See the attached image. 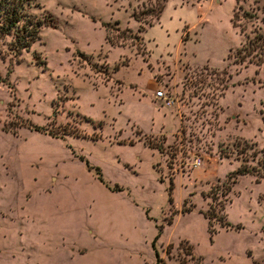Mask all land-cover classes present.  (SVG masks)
Returning a JSON list of instances; mask_svg holds the SVG:
<instances>
[{"label": "rangeland", "instance_id": "obj_1", "mask_svg": "<svg viewBox=\"0 0 264 264\" xmlns=\"http://www.w3.org/2000/svg\"><path fill=\"white\" fill-rule=\"evenodd\" d=\"M158 3L30 0L54 26L18 55L1 39L0 264H264V62L241 48L264 0L130 16Z\"/></svg>", "mask_w": 264, "mask_h": 264}, {"label": "trees", "instance_id": "obj_2", "mask_svg": "<svg viewBox=\"0 0 264 264\" xmlns=\"http://www.w3.org/2000/svg\"><path fill=\"white\" fill-rule=\"evenodd\" d=\"M165 0H159L158 4H155L154 8L145 12H135L133 9L130 11V16L138 22H143L145 24L151 25L148 23V19L158 20L159 14L163 8V2ZM30 2V0H0V42L1 39H3L4 36H8V41L6 42V47L9 51H11L14 55L20 54L22 50H27L30 46V43L34 41L38 37V27L40 24L47 23L48 25L54 26V24L51 22V16L50 14H47L48 20L45 22V19H40L35 17L33 14L28 12L26 10L27 4ZM146 21V22H145ZM105 23L103 24V26ZM138 29L142 30L143 26L141 24L138 25ZM243 53L242 56L246 55L248 56L247 61H250L249 55L252 52H255L257 55L262 57L264 62V38L259 34H254L252 39H249L246 41L245 44L242 45ZM254 53V54H255ZM244 60V59H243ZM264 71V66H263ZM4 131L10 132L11 134H15L14 130H7L4 127H2ZM29 128L34 131L43 132L44 128L42 126L37 125H29ZM144 143L149 147H155L157 146L153 143H150L149 141H144ZM79 160L83 161L86 168H93L94 172L96 174V177L98 180L102 181L100 177V173L98 171V168L96 166L90 165L87 160L83 157H79ZM251 168H247L245 166H237L233 170H231L227 176H229V179L226 181L224 185V192H227L229 190V185L233 183L237 176L245 174V173H251ZM172 187L171 178H168L167 183V198L170 202V190ZM112 189H119L118 187H115ZM189 209H181L180 211H187ZM205 217L206 219V227L209 233L212 232L211 225L209 223V216L204 211H199ZM170 220L166 222L168 224ZM221 226H229L228 221L222 222L220 224ZM237 227V226H236ZM161 228V225L157 228V231H159ZM158 232L153 236L151 240V246L153 248V242L155 238L157 237ZM190 251L192 249V245L188 243V246L185 249H188ZM154 252V264H163V260L158 257V254L155 249H153ZM200 259V258H199Z\"/></svg>", "mask_w": 264, "mask_h": 264}, {"label": "built area", "instance_id": "obj_3", "mask_svg": "<svg viewBox=\"0 0 264 264\" xmlns=\"http://www.w3.org/2000/svg\"><path fill=\"white\" fill-rule=\"evenodd\" d=\"M152 95L161 104H170L172 97L168 95L162 88H156L153 90ZM201 164V158L198 155H194L191 158V166H199Z\"/></svg>", "mask_w": 264, "mask_h": 264}, {"label": "crops", "instance_id": "obj_4", "mask_svg": "<svg viewBox=\"0 0 264 264\" xmlns=\"http://www.w3.org/2000/svg\"><path fill=\"white\" fill-rule=\"evenodd\" d=\"M151 96L153 97V95L151 94ZM154 98V97H153ZM155 99V98H154ZM155 100H157V99H155ZM189 243V242H188ZM173 263H175V261H174V259L173 258H169V259H167L166 260V262L164 263V264H173Z\"/></svg>", "mask_w": 264, "mask_h": 264}]
</instances>
